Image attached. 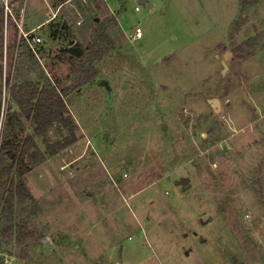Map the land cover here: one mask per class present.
Segmentation results:
<instances>
[{"label":"rangeland","instance_id":"rangeland-1","mask_svg":"<svg viewBox=\"0 0 264 264\" xmlns=\"http://www.w3.org/2000/svg\"><path fill=\"white\" fill-rule=\"evenodd\" d=\"M146 1L11 0L26 30L39 27L45 68L12 48L3 18L0 145L33 131L7 75L67 86L59 50L84 42L95 18L115 20V48L64 99L75 142L26 156L22 176L0 173V264H264V0ZM68 135L53 124L28 153Z\"/></svg>","mask_w":264,"mask_h":264},{"label":"trees","instance_id":"trees-1","mask_svg":"<svg viewBox=\"0 0 264 264\" xmlns=\"http://www.w3.org/2000/svg\"><path fill=\"white\" fill-rule=\"evenodd\" d=\"M3 18L4 12L0 3V56L2 54ZM94 22L92 33L84 39V42L70 41L66 47L59 50V57L69 64L68 77L70 83L67 86H63L57 78L53 80L50 75L46 76L44 73H42V81L41 78L33 80L23 78L16 83H11V76L7 75L4 78V86L8 87L11 100L19 106L20 112L25 117H29L33 121V131L32 134L26 135L23 140H16L15 138L3 140L0 145V163L5 160H9V162L0 169V173L15 171L19 176H22L30 169L28 161L25 160L26 156L31 162H42L45 159V153L54 155L58 149L65 148L75 142L77 125L69 114L64 99L71 93L79 92L82 86L92 82L99 74L97 64L115 48V41L108 33V27L113 25V22L116 23L115 20L108 18L104 21L95 20ZM10 23L16 36L12 48L14 49L16 44L17 46L21 44L29 58L36 62L38 68L40 63L44 69L45 64L41 60V55L39 54L40 60L35 57L26 42L19 38L16 25L11 21ZM42 46L41 44L36 46L38 53H41ZM15 63L16 61L13 62V69ZM1 71L0 59V77ZM46 73L48 74V72ZM2 85L3 82L0 79V102ZM7 119L8 122L11 119L19 121L14 110ZM53 124H59L67 129L69 135L64 138V141L49 145L45 151L35 150L34 153H28L31 147L36 146L34 137L46 134ZM26 197L33 199L30 195Z\"/></svg>","mask_w":264,"mask_h":264},{"label":"built area","instance_id":"built-area-1","mask_svg":"<svg viewBox=\"0 0 264 264\" xmlns=\"http://www.w3.org/2000/svg\"><path fill=\"white\" fill-rule=\"evenodd\" d=\"M0 3L3 8V12H4V20L7 21V18L10 17L14 21L18 29L19 38H22L26 42V44L29 46V48L31 49L35 57L39 59V53L36 51V46L42 42V39L40 36L33 33L35 28L29 29V30L25 29L26 22L24 19L23 9H22V12L18 16L15 17L12 12V8H11V0H0ZM135 10H138V7H135ZM77 14L80 15L78 11H77ZM83 21L84 20L81 17L76 21V23L79 25ZM127 36L132 41L134 40L138 41L142 37V30L140 27L136 26L134 30H132V32L129 33Z\"/></svg>","mask_w":264,"mask_h":264},{"label":"water","instance_id":"water-1","mask_svg":"<svg viewBox=\"0 0 264 264\" xmlns=\"http://www.w3.org/2000/svg\"><path fill=\"white\" fill-rule=\"evenodd\" d=\"M142 2H144V0H142ZM96 20H98V18H95ZM229 57V54H226L224 57V61L222 62L223 66L226 67L227 66V59ZM99 85L101 86H105L106 88L109 87V84L106 80L101 79L99 81ZM208 104L211 106V108L213 109L214 112H219L221 110V102L218 98H211L207 100ZM108 135V133L104 134V137L106 138ZM178 185L181 186L182 190H185L187 188L190 187V183H189V179L185 178V179H181L177 182Z\"/></svg>","mask_w":264,"mask_h":264},{"label":"crops","instance_id":"crops-1","mask_svg":"<svg viewBox=\"0 0 264 264\" xmlns=\"http://www.w3.org/2000/svg\"><path fill=\"white\" fill-rule=\"evenodd\" d=\"M141 2H142V0H141ZM146 2H147V1H146V0H144V2H142V3H146ZM36 28H39V27H35V29H36ZM136 43H138V42H136Z\"/></svg>","mask_w":264,"mask_h":264}]
</instances>
